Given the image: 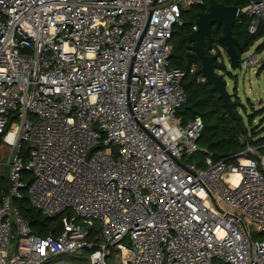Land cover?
Masks as SVG:
<instances>
[{
  "label": "built area",
  "instance_id": "obj_1",
  "mask_svg": "<svg viewBox=\"0 0 264 264\" xmlns=\"http://www.w3.org/2000/svg\"><path fill=\"white\" fill-rule=\"evenodd\" d=\"M203 4L0 0V264L85 249L89 264H264L263 145L240 133L237 151L184 161L204 124L176 114L185 70L169 63L171 37ZM237 14L254 34L264 0ZM23 190L57 232L32 231L13 205Z\"/></svg>",
  "mask_w": 264,
  "mask_h": 264
},
{
  "label": "trees",
  "instance_id": "obj_2",
  "mask_svg": "<svg viewBox=\"0 0 264 264\" xmlns=\"http://www.w3.org/2000/svg\"><path fill=\"white\" fill-rule=\"evenodd\" d=\"M208 0H204V4L200 6H193L190 10L183 13L184 19L181 24H176L172 29V50L170 53L169 63L171 66L180 67L185 70L181 85L186 95V101L181 108L176 112L183 121L193 118L196 115L201 116L203 120V130L197 140L198 145L202 148L198 151L199 154L207 156L209 153H217L227 156L242 147L238 141L240 133L249 134L248 142L252 144L263 145L260 152L264 154V136H260L261 132L252 130L247 132L242 124L232 117L231 114L225 111L222 100L218 97L217 90L210 89V85L205 83V77L198 73L199 63H195V69L190 71L186 68V52L189 45L187 34L191 31L195 19L196 12L206 11ZM226 5L242 6L246 0H218ZM186 16V18H185ZM249 19L239 14L235 26L233 28V35L239 43L237 49L239 55V65L241 63L242 55L249 50L251 46L261 37L264 36V21L259 23V26L254 34L247 31ZM221 29H212L211 45L205 44V49L208 53L217 50L220 47L225 49L223 43L218 41V36ZM263 45L256 46V51H260ZM231 73L226 68L223 62L218 61L217 70ZM233 106V104H232ZM235 113L236 109L233 106ZM239 114H237L238 116ZM30 147L27 144L22 145V156L26 160ZM30 174L27 171L23 172V179H28ZM6 175L0 177V194L5 189L2 188V182ZM3 189V190H2ZM13 205L17 208L19 213L29 222L33 232L44 235L50 230L58 231L57 219H52L48 216L42 215L40 211L30 204L28 195L23 190V195L13 200ZM62 254L57 257L61 259Z\"/></svg>",
  "mask_w": 264,
  "mask_h": 264
},
{
  "label": "rangeland",
  "instance_id": "obj_3",
  "mask_svg": "<svg viewBox=\"0 0 264 264\" xmlns=\"http://www.w3.org/2000/svg\"><path fill=\"white\" fill-rule=\"evenodd\" d=\"M182 19H184L183 16ZM258 45H263L259 52L256 51ZM213 52L220 54L218 61L223 62L231 73L230 75L223 70L216 71L218 74H223L226 80V90L231 95V102L239 114V120L241 119L247 132L254 130L264 135V36L259 38L242 55V58L247 57V65L244 68L242 65L234 69L229 68L228 57L223 47ZM0 151L5 153V147H0ZM184 161L197 162L199 167H204V155L198 152L186 156ZM7 184V178H4L2 188H7ZM56 221L59 225V220ZM94 226L95 228L99 227L96 220H94ZM250 231H253L252 227H250ZM14 247L15 239L12 238L9 244V253H12ZM87 256L88 250L85 249L81 254L64 253L61 259L51 258L43 264H89Z\"/></svg>",
  "mask_w": 264,
  "mask_h": 264
},
{
  "label": "water",
  "instance_id": "obj_4",
  "mask_svg": "<svg viewBox=\"0 0 264 264\" xmlns=\"http://www.w3.org/2000/svg\"><path fill=\"white\" fill-rule=\"evenodd\" d=\"M206 11L196 12L193 24L195 29L187 34L189 45L186 52V68L192 64L199 63L198 73L205 77V83L210 89L217 90L218 97L222 100L225 111L231 114L239 122V116L235 113L231 95L226 90V80L223 74L216 72L218 67L219 53H208L205 44L211 45L212 29H221L218 41L225 46V53L228 57L229 68L239 66V55L237 49L239 43L233 35V28L238 17L237 5H226L218 0H208ZM223 155L211 153L214 160Z\"/></svg>",
  "mask_w": 264,
  "mask_h": 264
},
{
  "label": "crops",
  "instance_id": "obj_5",
  "mask_svg": "<svg viewBox=\"0 0 264 264\" xmlns=\"http://www.w3.org/2000/svg\"><path fill=\"white\" fill-rule=\"evenodd\" d=\"M246 135H249V134H246ZM260 136H264L263 134H260Z\"/></svg>",
  "mask_w": 264,
  "mask_h": 264
}]
</instances>
